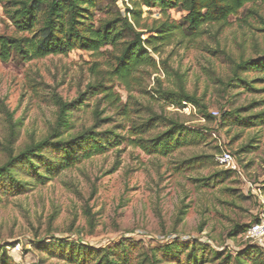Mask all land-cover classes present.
Instances as JSON below:
<instances>
[{"label":"rangeland","instance_id":"obj_1","mask_svg":"<svg viewBox=\"0 0 264 264\" xmlns=\"http://www.w3.org/2000/svg\"><path fill=\"white\" fill-rule=\"evenodd\" d=\"M107 3L100 2L99 9ZM117 5L124 13L134 6L129 0H118ZM3 6L0 3V33L11 34L14 28ZM186 14L181 8L168 11L178 21ZM102 15L98 10L96 16ZM142 18L143 24L151 25L163 14L159 8L143 7ZM263 21L264 4L249 3L231 15L219 33L216 25H206L200 35H176L161 47L160 56L153 54L158 70L150 69L152 74L145 75L140 87L127 91L115 83L116 104L103 94L88 95L64 137L93 127L97 112L101 118L113 119L97 130L121 125L119 132L129 136L132 121L139 116L138 104L143 103L159 115L206 132L207 140L167 156L149 155L123 140L28 193L0 192V249L7 250L15 264H74L43 247L60 239L99 249L130 238L141 244L127 243V264H138L142 252L156 253L158 264H237L228 256L254 244L247 230L264 218V121L256 117L264 114V73H243L251 85L231 79L241 62L264 52ZM143 31L144 39L150 36ZM109 49L74 50L29 61L0 59V165L10 147L17 153L51 134L59 112L54 94L73 101L86 91L89 83L110 69ZM154 88L162 93L184 88L200 99L201 106L177 105L161 98ZM224 111H238L257 123H239L235 117H223ZM8 112L16 125L14 138ZM245 146L249 148L244 150ZM223 150L232 153L240 173L214 176L226 169L216 160ZM205 153L213 155L216 163L178 169V159ZM205 177H212L208 184ZM172 242L178 244L175 253L163 249ZM118 262L125 264L123 255Z\"/></svg>","mask_w":264,"mask_h":264},{"label":"trees","instance_id":"obj_2","mask_svg":"<svg viewBox=\"0 0 264 264\" xmlns=\"http://www.w3.org/2000/svg\"><path fill=\"white\" fill-rule=\"evenodd\" d=\"M102 1L0 0V3H4L5 16L14 28L11 34L0 33L2 61L8 62L13 57L29 61L49 55H67L74 50L100 51L104 47H110L108 51L111 57L108 72L97 81L89 83L86 91L81 92L75 100L65 101L60 95L54 94L59 112L51 134L17 153L12 147L9 148L7 160L0 165V192L10 196L28 193L35 185L48 183L65 170L95 155L106 153L123 140L141 147L149 155L163 156L205 142L208 136L206 132L191 128L178 119L159 115L143 103L138 104L139 116L132 121L129 136L119 132L121 125L97 130L103 124L113 121L111 117L101 118L100 112H97L93 127L68 137H64V134L73 128L72 117L82 109L88 95L103 94L104 98L116 104L118 98L114 92L115 83L127 91L140 87L145 75L152 74L150 69L158 70V62L153 54L160 56L161 47L169 45L176 35L188 32L200 35L206 25H216V33H219L229 24V17L237 15L247 4H264V0H129L134 5L133 9L127 7L124 13L117 5L118 0H107L106 6L99 9ZM143 7L159 8L163 18L154 20L151 25L143 24ZM176 8L187 12L181 21L173 20L168 15L169 10ZM98 10L103 11L101 17L96 16ZM143 30L150 34L146 39L143 38ZM248 71L264 73V52L255 59L241 62L231 80L251 85L242 76ZM154 92L177 105L190 102L201 106L200 99L184 88L177 93H162L157 88H154ZM200 111L208 120L211 119L205 109ZM8 115L11 137L14 138L16 125L13 115L9 112ZM222 116L235 117L237 122L246 125L257 123L251 122V117L243 116L238 111H224ZM256 117L264 121V114ZM248 148L245 146L244 150ZM176 163L180 170H195L212 166L216 162L213 155L205 153L192 154L178 159ZM233 173V170L225 169L214 176H230ZM209 179L212 177L203 178L206 184ZM126 239L115 246L99 249L56 239L43 249L74 264H118L120 255H123L127 264V243L139 247L141 241ZM176 247L178 244L172 242L163 249L175 253ZM215 255L219 256L221 252ZM192 257L198 262L194 252ZM228 258H233L237 264H264V247L252 244L236 256L230 255ZM157 260L156 253L142 252L138 264H158ZM0 264H15L5 249H0Z\"/></svg>","mask_w":264,"mask_h":264},{"label":"built area","instance_id":"obj_3","mask_svg":"<svg viewBox=\"0 0 264 264\" xmlns=\"http://www.w3.org/2000/svg\"><path fill=\"white\" fill-rule=\"evenodd\" d=\"M215 115H218L219 112L215 111ZM216 160L218 164L225 167L226 169H231L234 172L240 173V168L236 162L234 156L229 151H224L217 155ZM247 237L251 240L252 243L258 244L264 247V218H260L255 221L247 230Z\"/></svg>","mask_w":264,"mask_h":264}]
</instances>
